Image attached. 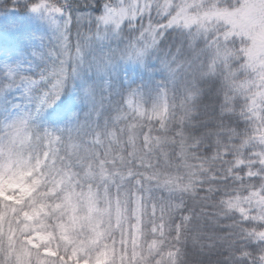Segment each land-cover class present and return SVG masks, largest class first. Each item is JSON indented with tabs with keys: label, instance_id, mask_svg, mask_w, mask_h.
<instances>
[{
	"label": "snow or ice",
	"instance_id": "obj_1",
	"mask_svg": "<svg viewBox=\"0 0 264 264\" xmlns=\"http://www.w3.org/2000/svg\"><path fill=\"white\" fill-rule=\"evenodd\" d=\"M0 16V264H96L117 231L121 264H182L201 217L192 174L149 159L167 144L260 178L222 204L256 225L225 264H264V0H0Z\"/></svg>",
	"mask_w": 264,
	"mask_h": 264
},
{
	"label": "trees",
	"instance_id": "obj_2",
	"mask_svg": "<svg viewBox=\"0 0 264 264\" xmlns=\"http://www.w3.org/2000/svg\"><path fill=\"white\" fill-rule=\"evenodd\" d=\"M233 2H235V0H233ZM0 22L4 25L7 21L0 16ZM201 87L205 88L204 99L201 103H209L207 92L208 85L202 83ZM238 103H243V99H240ZM200 119H204V117H201ZM158 127L159 126L156 125L155 129H158ZM193 131L199 135L201 132L205 131V129L201 127L194 129ZM154 135H164V133L154 131ZM168 135L171 136L172 133L169 132ZM140 143L143 144L142 139ZM207 143L212 144L213 141H208ZM234 143L238 144L239 141H234ZM261 150H264V147L260 145H257L253 149V151L257 152ZM101 151L103 150L101 149ZM179 151L180 149L178 146L167 144L164 146V153H166V155L162 154L160 150H157L155 153H149V159L155 169H159L162 173L180 177L185 182H187L189 174L191 173L195 189L198 193L195 200L190 196H185L187 206L194 208L197 215L201 217L198 221V231L200 233L198 243L193 246L191 237H189L187 245L184 246V254L180 259L186 260L188 264H225V261L228 260L230 254L239 256L240 247L247 244V241L242 236L240 228L255 227L256 225L254 223L248 225L241 224L240 228L236 227L240 222L238 212L235 210H226L222 201L237 195L243 198L247 196L250 191L259 192L261 180L259 177L256 179L245 178L243 181V187L238 180H225L227 173L224 170L227 169L229 165L224 163V161H231L232 157L227 156L224 157L223 160L206 162L205 158L210 157L212 151H210L205 145L199 147L193 145L189 147L187 149V159H182L178 155ZM242 151L244 152L246 159L251 158L254 161L256 160L254 156L249 157L248 150ZM132 163L139 168V161H132ZM252 167L253 170L260 169L258 162L254 163ZM139 170L142 172H148L149 174L153 171V169L147 168H140ZM236 174L241 176L244 175L243 172H238ZM260 175L264 176V172H261ZM213 177H215V179H213ZM248 185L254 186L248 187ZM153 186L155 187V185ZM207 189H212V191L209 192ZM115 193L116 189L113 188V197H115ZM155 195L156 197L163 195L165 198H168L170 194L167 191L156 190ZM171 195L178 200L182 193L173 192ZM202 197H206V199H201ZM243 206L246 209H250V216H255L260 211L255 201H253L251 205L244 204ZM150 208L151 205H149V209ZM142 242L143 238L141 237L140 243ZM230 245H234V247L229 248ZM253 249L254 245L249 247L250 251H253ZM155 258L159 260L160 256L156 255ZM113 261L115 264H120L116 259L108 261L106 264H112Z\"/></svg>",
	"mask_w": 264,
	"mask_h": 264
},
{
	"label": "rangeland",
	"instance_id": "obj_3",
	"mask_svg": "<svg viewBox=\"0 0 264 264\" xmlns=\"http://www.w3.org/2000/svg\"><path fill=\"white\" fill-rule=\"evenodd\" d=\"M3 26V23L0 22V27ZM3 43V36L2 34H0V44ZM132 223L135 224L136 221L135 219L132 220ZM125 231L127 232L128 230V225L125 224L124 225ZM115 237V244H112V237L109 236L107 237L105 240L101 241L99 246H95V247H91L90 248V256L92 257V259L96 262V264H106L108 261H112L114 259H116L120 264H121V260H120V254H121V250L124 247V245L121 244L120 240V233L117 231L114 234ZM140 242V240L138 241ZM105 244H107L109 246V250L106 251L105 249ZM115 248L116 249V254L113 255V253L111 252V248ZM130 247V245H129Z\"/></svg>",
	"mask_w": 264,
	"mask_h": 264
},
{
	"label": "clouds",
	"instance_id": "obj_4",
	"mask_svg": "<svg viewBox=\"0 0 264 264\" xmlns=\"http://www.w3.org/2000/svg\"><path fill=\"white\" fill-rule=\"evenodd\" d=\"M204 97H202V100L203 101ZM182 264H188V262L186 260H182Z\"/></svg>",
	"mask_w": 264,
	"mask_h": 264
}]
</instances>
